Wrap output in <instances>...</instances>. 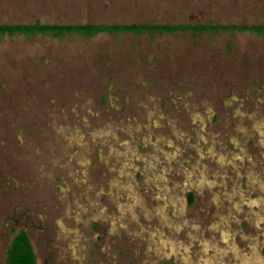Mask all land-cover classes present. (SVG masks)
<instances>
[{
    "label": "rangeland",
    "instance_id": "obj_1",
    "mask_svg": "<svg viewBox=\"0 0 264 264\" xmlns=\"http://www.w3.org/2000/svg\"><path fill=\"white\" fill-rule=\"evenodd\" d=\"M0 264H264V0H0Z\"/></svg>",
    "mask_w": 264,
    "mask_h": 264
},
{
    "label": "trees",
    "instance_id": "obj_2",
    "mask_svg": "<svg viewBox=\"0 0 264 264\" xmlns=\"http://www.w3.org/2000/svg\"><path fill=\"white\" fill-rule=\"evenodd\" d=\"M92 29V27H54V26H14L2 27L0 31H15V30H44V29ZM7 264H35L34 255L29 243V240L24 232H19L12 240L7 251Z\"/></svg>",
    "mask_w": 264,
    "mask_h": 264
}]
</instances>
